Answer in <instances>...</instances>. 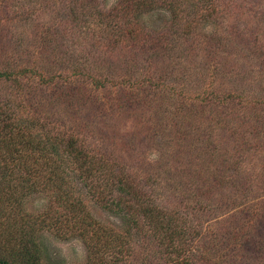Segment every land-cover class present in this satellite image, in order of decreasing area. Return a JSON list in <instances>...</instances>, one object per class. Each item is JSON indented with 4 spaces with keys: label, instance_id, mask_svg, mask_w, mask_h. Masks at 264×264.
<instances>
[{
    "label": "rangeland",
    "instance_id": "374dc122",
    "mask_svg": "<svg viewBox=\"0 0 264 264\" xmlns=\"http://www.w3.org/2000/svg\"><path fill=\"white\" fill-rule=\"evenodd\" d=\"M119 1L0 0V70L27 65L47 75L60 74L46 86H39L38 79L28 75L18 76L20 86L0 77V128L5 99L10 98L12 111L22 100L25 111L78 137L91 153H103L110 162H120L136 175L152 177L156 203L173 214L162 217L163 225L159 222L157 227L148 219L141 220L139 228L128 226L120 215L95 204L94 197L84 193L87 187L73 175L77 178L70 181L67 201L83 203V210L75 204L79 207L75 212L70 204L68 209L65 203H54L49 187L31 184L22 177L24 171L10 161L5 167L0 158V232L8 233L7 239L0 236V258H8L3 246L18 243L2 240L13 242L20 236L31 241L34 264H264V182L260 175L264 170L256 161L263 159L264 153L248 154L245 159L238 156L241 168L237 178L243 182L239 188L226 182L222 188L214 186L212 192L201 195L193 185L210 177L212 186L211 172H218L213 171L216 167L223 170L225 164H215L209 173L200 168L198 171L204 168L200 180L189 169L197 160L196 166L204 164L201 144L189 145L191 132L197 135L202 126L195 119L184 120L181 109L189 111L191 103L202 107L196 104L199 100L177 101L172 90L140 79L142 72L149 70L147 76L156 78L162 70L164 83H169L166 80L173 75L174 66L185 72L181 81L185 89L191 90L190 79L199 80V75L192 73L196 60L186 52L190 45L180 42L199 37L193 25L183 28L191 14L189 7L185 8L188 3H177L183 18L174 26L176 31L167 8L169 2L178 0H155L132 19L138 32L144 30L152 37L147 43L164 37L175 41L169 50L159 48L161 56L157 60L149 57L147 63L153 62V66L144 68L146 53L136 38L125 36L130 25L118 9ZM219 1L220 10L226 3ZM232 1L237 11L232 19L237 28L232 42L238 53L246 52L252 42L256 44L261 56L251 61L258 69L264 64V0ZM146 14L150 16L148 24L141 19ZM140 37L145 38L144 34ZM152 45L143 47L150 52ZM94 76L104 79V84L95 86ZM214 85L208 88H217ZM176 104L182 116L175 120L172 112ZM201 136L206 137L204 133ZM177 140L179 151L189 156L174 159L176 153L172 152L167 158ZM248 179L252 190L243 188L250 185ZM13 225L24 229L19 234ZM30 226L36 229L26 231ZM94 235L101 241L95 242Z\"/></svg>",
    "mask_w": 264,
    "mask_h": 264
},
{
    "label": "trees",
    "instance_id": "16d2710c",
    "mask_svg": "<svg viewBox=\"0 0 264 264\" xmlns=\"http://www.w3.org/2000/svg\"><path fill=\"white\" fill-rule=\"evenodd\" d=\"M184 1L188 3L189 6L185 8L189 7L191 14H189L190 19L185 18L183 28L193 25L194 28H192L194 32L198 31L199 37L197 40H181L180 42L189 43L190 47L186 52L192 53L196 60L192 73L196 76L199 75V80L190 79L187 83L191 85V90L185 89L184 84H181L185 72L174 66H172L173 75L166 80L170 84L164 83L161 69L155 78L152 67L150 72L154 76L152 78L147 76L148 70L146 74L143 72L140 74L142 75L140 79L154 84L155 87L162 88L163 86L172 90L177 101L184 100V98H190L192 102L196 99L199 100L196 104H200L202 107H196L191 103L188 105L189 111L187 109L184 112L181 109L184 120L194 121L195 119L202 126V130H196L197 135L194 136V133L191 132L192 138L189 145L193 148L195 142L201 144L205 150V153L201 154L204 164L196 166L198 165L196 163H199L197 160L189 169L193 172V176L197 175L196 178L200 180L204 175V168L209 173L212 171L210 168L215 164H225L224 174H220V171L223 170H220L219 167L213 169L218 172L214 174L211 172V178L214 179L212 186L208 181L210 177L205 182L198 181L193 185V190L205 195L212 192L214 186L222 188L226 182L229 186L236 187L243 184L241 179L237 178L238 169L241 168V161L237 159L240 154L245 159L248 154L253 156L255 152H258V155L264 153V64H261L260 68L254 69L251 60L257 55L261 56V51L258 50L254 42L244 53H238L239 48L232 42V35L237 30L236 23L232 22L237 13L234 1L224 0L225 7L220 10L221 2L219 0L169 2L167 9L173 31H176L174 26L183 18V12L178 9L177 3L184 5ZM154 2L155 0H120L118 7L121 11L123 10L124 17L127 18L126 22H129L126 24L130 25L125 36L136 38L135 41L144 50L143 54L146 53L142 59L144 68H149L151 63L153 66V62L147 63L149 57L157 60L158 56H161L159 54L161 50L165 51L175 44L172 39L166 41V37L157 38L155 42L147 43L146 40L152 37L144 30L138 32V27L132 24V19L138 18L141 11L145 12V8L151 7ZM148 15L141 18L147 24L150 20ZM198 23H200L199 26H197ZM116 26L121 28L119 25ZM141 33L144 34V40L140 37H143ZM183 36L187 37L186 33ZM147 45H152L150 52L143 47ZM159 48H161L160 51H158ZM248 64L249 67H247ZM226 66L229 67L225 68ZM19 75L35 77L38 79L39 86H46L51 84L54 76L60 74L47 75L44 70L27 65L11 66L0 70V77L11 80L18 86H20ZM93 80L95 86L104 84L102 82L104 79L94 76ZM213 84H215L213 87L217 86V88L209 89L208 85ZM193 85L197 86L193 87ZM34 89L36 90V87ZM5 100H7V104H4V108L1 109L4 122L0 128V148L2 149L0 158L5 167L10 161L15 168L24 171L22 177L31 181V184L39 186L42 184L44 188H50L52 190L50 198L54 203L57 202L59 205L65 203L63 204L65 207L70 204L67 201L71 197L72 184L70 181L78 177L87 187L84 193L91 194L95 204L105 211L120 215L128 226L139 228L140 221L148 219L150 225L154 224L153 226L157 227L159 222L163 221L162 217H171L170 214H173L169 211L171 209L163 208L156 203L152 177L145 173L140 176L136 175L133 170L126 168L122 163L110 162L103 153L96 151L91 153L78 137L62 132L53 124L46 123L38 114H30L29 111H25L24 107L26 106H23L22 100H19V103L15 105L14 111L8 107L11 102L10 98ZM175 110L172 113L175 112L176 120L182 116L178 104H176ZM176 123L178 122L176 121ZM203 133L206 137H199ZM175 142L176 145L173 146V150L168 152L167 158H170L172 152L176 153L174 159L179 156H189L187 152L179 151V140ZM256 161L260 164L261 170H264V158L261 160L256 158ZM202 167L204 168L198 171ZM260 175L263 177L261 181L264 182V173H260ZM254 177L255 181H259L257 175ZM243 180L246 181V178ZM249 180L247 182L250 185L247 184L243 188L248 187L249 190H252V181ZM190 193L192 192L189 191ZM72 200L70 206L75 209V212L79 207L83 210L82 201L80 203V201ZM75 204L80 206L77 207ZM20 220L22 219L20 218ZM38 221L42 223L44 220ZM25 225H27V221H25ZM160 225H163L162 222ZM31 227L26 231L36 229ZM12 229L18 230L15 225ZM23 229V227H19V234ZM2 234H4L3 238H8L7 232H0V236ZM5 239L2 241L11 244L18 240V243L17 246L5 245L6 247H2L8 258H0V264H34L35 257L33 256L31 259L30 253V248L33 246H29V242H31L29 239H22L20 236L13 242ZM94 241L98 242L101 239L94 235Z\"/></svg>",
    "mask_w": 264,
    "mask_h": 264
}]
</instances>
